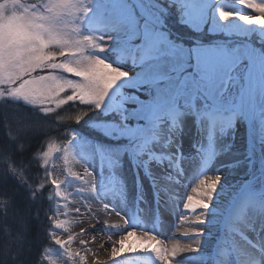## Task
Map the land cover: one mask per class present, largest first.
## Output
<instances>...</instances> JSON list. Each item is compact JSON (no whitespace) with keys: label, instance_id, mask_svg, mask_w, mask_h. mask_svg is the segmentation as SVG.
<instances>
[{"label":"rangeland","instance_id":"1","mask_svg":"<svg viewBox=\"0 0 264 264\" xmlns=\"http://www.w3.org/2000/svg\"><path fill=\"white\" fill-rule=\"evenodd\" d=\"M167 1L170 8L162 24L155 18L141 20L129 0H0V103L13 112L36 113L43 120L42 130L50 126H43L48 119L62 122L61 110L68 102L83 103L97 113L91 127L100 128L102 136L137 139L136 147L147 149L169 135L166 114L194 101L196 109L199 104L227 118L239 116L249 140L245 105L251 98L249 129L255 139L264 114V0ZM67 136L65 143L48 136L35 155L42 170L41 187L50 190L44 229L49 244L40 254V264H97L99 254L71 261L62 255L63 245L54 237L56 180L51 167L58 165L72 141L81 149L88 143L103 155L106 147L107 155L119 157L120 163L142 166L146 157L143 163L128 145H102L72 126L65 129ZM249 156L244 155L246 165L240 172L250 171ZM253 165L259 170L258 161ZM93 167L86 164L91 188L97 186ZM233 170L234 166L223 167L212 173L213 196L228 186L223 182L236 178ZM256 175L264 179L263 172ZM252 187L264 189V183L254 181L243 189L249 192ZM172 192L178 200L179 190ZM89 193L81 195L83 202H90ZM227 202L220 201L218 207Z\"/></svg>","mask_w":264,"mask_h":264},{"label":"bare ground","instance_id":"2","mask_svg":"<svg viewBox=\"0 0 264 264\" xmlns=\"http://www.w3.org/2000/svg\"><path fill=\"white\" fill-rule=\"evenodd\" d=\"M196 107L194 101L171 112L165 120L169 135L155 148L149 146L152 158L145 166L120 163L119 157L98 155L88 143H83L81 149L73 141L58 165L51 167L56 180L54 237L63 245L62 255L68 261L94 253L102 257L97 264H130L129 257L140 258L145 264H264V219L255 188L244 198L237 199L242 196L236 194L232 206L218 207L220 201L232 202L227 196L233 195V190L241 191L254 181L263 184L256 174L261 171L264 175V120L255 136L257 155L245 139L239 116L227 118L199 104ZM249 152L250 171L240 172L239 168L246 165L243 157ZM184 158L189 162L183 163ZM257 160L259 170L253 165ZM87 163L94 165L95 188L89 184ZM231 166L232 177L236 178L223 182L228 186L213 196L212 173ZM134 171L141 175L134 179ZM102 177L113 183L101 182ZM148 177L153 192L156 187L179 190L181 206L186 209L179 202L169 209L152 207L151 189L143 185ZM132 180L142 186L139 198L132 189ZM179 182L182 188H178ZM105 184L112 190H105ZM86 190L90 192L89 203L81 199ZM136 200L142 203V209L136 206ZM160 212L167 221H153ZM254 229L260 230V236ZM154 235L158 236L156 246L151 242ZM216 236L225 241L228 251L236 253L215 262L213 254L219 255L220 250L208 241ZM257 244L261 249L255 247Z\"/></svg>","mask_w":264,"mask_h":264},{"label":"trees","instance_id":"3","mask_svg":"<svg viewBox=\"0 0 264 264\" xmlns=\"http://www.w3.org/2000/svg\"><path fill=\"white\" fill-rule=\"evenodd\" d=\"M156 1L165 11L170 8L167 0ZM254 26L248 27L254 31ZM61 112V123L48 119L43 126H50L42 130L43 120L36 113L13 112L0 103V264H40V254L49 244L44 229L50 190L44 192L41 187L42 170L35 158L48 143L47 137L65 143V129L70 126L104 137L100 128L91 127V119L97 116L92 106L70 101Z\"/></svg>","mask_w":264,"mask_h":264}]
</instances>
